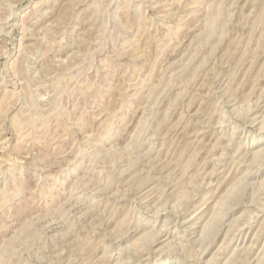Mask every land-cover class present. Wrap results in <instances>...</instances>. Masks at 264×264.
Segmentation results:
<instances>
[{
    "label": "rangeland",
    "instance_id": "rangeland-1",
    "mask_svg": "<svg viewBox=\"0 0 264 264\" xmlns=\"http://www.w3.org/2000/svg\"><path fill=\"white\" fill-rule=\"evenodd\" d=\"M0 264H264V0H0Z\"/></svg>",
    "mask_w": 264,
    "mask_h": 264
}]
</instances>
